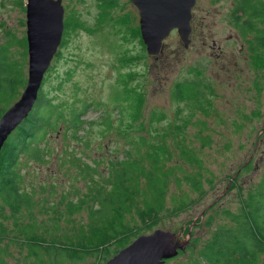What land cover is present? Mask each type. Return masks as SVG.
Segmentation results:
<instances>
[{"label":"rangeland","instance_id":"obj_1","mask_svg":"<svg viewBox=\"0 0 264 264\" xmlns=\"http://www.w3.org/2000/svg\"><path fill=\"white\" fill-rule=\"evenodd\" d=\"M26 2L0 0V84L7 85L5 75L15 80L0 89V115L18 99L28 76ZM61 3L62 39L38 97L49 98L52 111L62 118L46 134V160L38 164L23 157L20 164L22 188L32 194L33 207L13 216L0 201L7 263L104 264L136 237L156 229L175 233L177 241L190 230V242L178 258L190 259L217 231L232 225L247 192L264 174V50L252 53L249 40L238 32L233 10L240 0H195L188 47L172 30L157 56L146 51L131 0ZM258 13L254 22L263 30L264 14ZM176 84L182 95L173 94ZM138 95L143 103L134 102ZM81 109L85 112L75 131L71 113ZM179 145L193 149L210 170L212 182L204 184L203 195L186 183L179 188L170 184L166 208L184 193L189 206L161 213L158 226L142 227L124 246L87 228L85 204L73 208L83 200L87 182L72 162L74 155L90 165L97 161L98 172L106 175L119 161L147 151L170 150L177 157ZM247 163L251 166L244 169ZM31 220L37 225L34 239L43 244L38 261L28 255L22 230ZM64 244L81 249L83 258L46 255L50 247L53 252ZM102 246L106 250L98 258L92 252ZM259 263L264 264V253Z\"/></svg>","mask_w":264,"mask_h":264},{"label":"trees","instance_id":"obj_2","mask_svg":"<svg viewBox=\"0 0 264 264\" xmlns=\"http://www.w3.org/2000/svg\"><path fill=\"white\" fill-rule=\"evenodd\" d=\"M252 2L253 0H242L236 5L233 19L237 27L241 25L238 32L249 40L250 50L255 53L258 48L264 50V28L259 29L254 22L258 18V12L264 14V9H254ZM2 81L7 85L3 87L4 84H0V89H7L15 80L5 75ZM173 94H183L180 84L175 85ZM136 101L143 103V96L138 95L134 102ZM54 107L49 98L39 96L35 107L9 135L0 150V201L13 216L20 215L34 205L32 194L22 188L25 174L21 172L20 164L23 157L26 161L31 160L38 164L46 160L50 152L45 144L46 134L62 118L52 111ZM84 112L81 109L71 113L70 121L75 131L79 128ZM204 144L206 143H201ZM176 152L177 157H173L170 150L147 151L134 158L119 161L116 166H111L106 175L98 172L97 161L90 165L82 162L80 156L74 155L72 162L78 172L87 178V182L83 200L73 208H80V204L84 203L87 208L85 225L92 233L101 232L107 239H117L118 245H127L130 235H139L142 227L158 226L161 213L167 211L174 214L189 206L188 195L184 193L169 209L166 208L165 196L170 184L179 188L186 183L191 191L203 195L204 184L212 182L210 170L193 149L179 145ZM250 166L251 163H247L244 169ZM95 175L98 177L93 178ZM125 208L127 209L124 210ZM36 226V222L31 220L22 226V230L26 235L28 255L38 261L43 254V244L34 239ZM61 246L53 252L50 247L46 255H54V258L68 257L72 260L83 258L81 249L66 244ZM104 250L106 248L102 246L95 248L92 253L100 258L105 253ZM6 251L4 238L0 236V264H8ZM263 253L264 174L257 186L247 192L240 213L234 217L229 228L217 231L206 246L200 252H194L195 256H190V259H178L182 254L179 251L177 256L167 261L177 259L179 264H243L259 261Z\"/></svg>","mask_w":264,"mask_h":264},{"label":"water","instance_id":"obj_3","mask_svg":"<svg viewBox=\"0 0 264 264\" xmlns=\"http://www.w3.org/2000/svg\"><path fill=\"white\" fill-rule=\"evenodd\" d=\"M131 2L138 8L140 33L149 55L157 56L162 51L163 41L172 30L178 32L184 47H188L191 41V9L195 0ZM63 16L61 0L26 2L28 76L18 99L0 115V150L37 101L44 73L62 39ZM214 45L215 41H212L211 47ZM174 234L156 229L150 234L139 235L104 264H165L179 251L184 252L190 242V230L181 241L175 240Z\"/></svg>","mask_w":264,"mask_h":264},{"label":"flooded vegetation","instance_id":"obj_4","mask_svg":"<svg viewBox=\"0 0 264 264\" xmlns=\"http://www.w3.org/2000/svg\"><path fill=\"white\" fill-rule=\"evenodd\" d=\"M242 0H240L241 2ZM133 4V3H132ZM134 5V4H133ZM132 5V6H133ZM135 6V5H134ZM254 9H264V0H261L260 2H258V4L256 5H252ZM136 7V6H135ZM138 9V8H137ZM215 46V45H214ZM213 46V47H214ZM212 47V48H213ZM217 49H220L219 46L216 47ZM243 264H261L259 263V261H255V262H248V263H243Z\"/></svg>","mask_w":264,"mask_h":264},{"label":"bare ground","instance_id":"obj_5","mask_svg":"<svg viewBox=\"0 0 264 264\" xmlns=\"http://www.w3.org/2000/svg\"><path fill=\"white\" fill-rule=\"evenodd\" d=\"M168 260V259H167Z\"/></svg>","mask_w":264,"mask_h":264}]
</instances>
